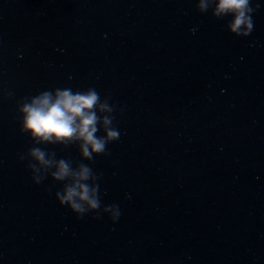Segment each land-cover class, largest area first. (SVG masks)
I'll list each match as a JSON object with an SVG mask.
<instances>
[{
    "label": "water",
    "instance_id": "obj_1",
    "mask_svg": "<svg viewBox=\"0 0 264 264\" xmlns=\"http://www.w3.org/2000/svg\"><path fill=\"white\" fill-rule=\"evenodd\" d=\"M237 37L193 0H0V264H264V0ZM94 87L121 135L77 218L36 185L17 102ZM223 90V91H222ZM102 134V133H101ZM81 161L75 145H45Z\"/></svg>",
    "mask_w": 264,
    "mask_h": 264
},
{
    "label": "clouds",
    "instance_id": "obj_2",
    "mask_svg": "<svg viewBox=\"0 0 264 264\" xmlns=\"http://www.w3.org/2000/svg\"><path fill=\"white\" fill-rule=\"evenodd\" d=\"M200 14L209 13L216 20L225 21V30L237 37H247L254 30L253 14L259 7L253 0H193ZM223 91V90H222ZM19 131L27 134L31 146L18 157L26 161L34 184L45 178L61 185L54 193L61 206L83 218L93 213L95 219L107 214L113 222L121 212L116 204L102 206L99 175L89 164L96 156L108 155L107 146L120 139L116 126L117 108L103 98L94 87L76 89L55 87L34 95L22 97L17 102ZM102 133V134H101ZM45 145H59L62 149L75 145L81 161L57 157Z\"/></svg>",
    "mask_w": 264,
    "mask_h": 264
}]
</instances>
